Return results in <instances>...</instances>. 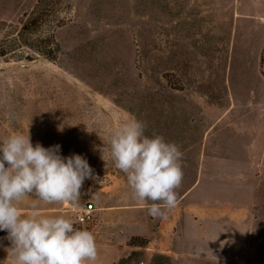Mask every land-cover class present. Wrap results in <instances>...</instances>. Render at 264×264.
<instances>
[{
    "label": "rangeland",
    "instance_id": "obj_1",
    "mask_svg": "<svg viewBox=\"0 0 264 264\" xmlns=\"http://www.w3.org/2000/svg\"><path fill=\"white\" fill-rule=\"evenodd\" d=\"M33 20L37 28L24 32ZM2 50L0 143L21 133L33 146L59 144L62 156L87 159L95 177L81 188L80 202L96 207L85 225L76 224L79 206L34 194L17 204L22 213L35 202L89 230L116 207L110 223L122 229L111 234L129 240L114 264L133 252L140 256L130 264L157 255L171 264H264V0H0ZM132 119L183 153L176 214L151 216L138 231L127 223L134 216L119 223V212L152 202L132 198L109 143ZM207 162L214 191L185 196L201 174L206 182ZM175 215L171 257L131 246Z\"/></svg>",
    "mask_w": 264,
    "mask_h": 264
},
{
    "label": "clouds",
    "instance_id": "obj_2",
    "mask_svg": "<svg viewBox=\"0 0 264 264\" xmlns=\"http://www.w3.org/2000/svg\"><path fill=\"white\" fill-rule=\"evenodd\" d=\"M146 127L132 119L111 130L110 152L126 174L132 198L144 205L151 201L148 214L161 218L178 203L183 153L163 136L145 135ZM93 173L83 156L64 157L59 144L33 146L29 134L14 133L0 143V231L7 232V250L16 264H95L98 247L91 231L76 229L63 216L40 214L35 202L30 214L17 207L30 194L44 204L80 206L81 188L86 179H95Z\"/></svg>",
    "mask_w": 264,
    "mask_h": 264
},
{
    "label": "crops",
    "instance_id": "obj_3",
    "mask_svg": "<svg viewBox=\"0 0 264 264\" xmlns=\"http://www.w3.org/2000/svg\"><path fill=\"white\" fill-rule=\"evenodd\" d=\"M257 153L261 155V152L255 151L256 155ZM208 176H210L209 178H211V181H208ZM205 177L206 182H203V176L201 174V177L197 180L195 185L189 190V192L185 196L192 199H196V197L199 196V193L205 192L206 198H208V194L214 191V185L212 182L213 168H208V162L206 163L205 167ZM114 208L116 207L107 208L104 213H100V215L98 216L99 218L96 219V223L90 225L91 228L89 229V231L94 234L98 247V259L97 261H95V264H114L121 257H123L124 248H128L127 242L129 238L119 237V239H117L111 234L117 228L122 229V227H120L119 225H117L116 227H112L110 223L112 215L116 213ZM170 210L175 212L176 214L177 209L175 207L174 209L172 208ZM39 213L44 216H63L66 219L69 218L63 213L60 214L56 211L51 210H41ZM119 213H122V215L119 216V218L122 219L121 221H119V223H125V217H135H133V219L129 222L126 221L130 224L131 227L129 229L131 230L138 231V228L140 229L141 227H143V225L149 226L154 221L153 219H151V216H149L147 208L142 206H135L129 209H122V211ZM181 216L182 215H175L171 223H167L165 220H161L158 226L157 233H155V235L150 240L146 239L148 240L149 248L155 250L154 252H160L171 257L173 255L172 246H174L175 241L173 234L176 233L175 228ZM6 237L7 234L0 237V264H16L14 257L9 254L7 250L11 247V243L8 239H6ZM160 243H164L165 249H162L159 246ZM88 264H92V262H88Z\"/></svg>",
    "mask_w": 264,
    "mask_h": 264
},
{
    "label": "trees",
    "instance_id": "obj_4",
    "mask_svg": "<svg viewBox=\"0 0 264 264\" xmlns=\"http://www.w3.org/2000/svg\"><path fill=\"white\" fill-rule=\"evenodd\" d=\"M37 23L36 21L28 22L23 26V31H33L34 28H37ZM5 51L2 50L0 53L2 56H5ZM4 234V233H3ZM131 246L134 247H144L148 244V240L135 237L130 241ZM138 256H140V253L138 252H133L129 257L122 259L119 261L118 264H130L131 261L135 260ZM151 264H171L169 262V257L164 256V255H157L155 259H153V262Z\"/></svg>",
    "mask_w": 264,
    "mask_h": 264
},
{
    "label": "built area",
    "instance_id": "obj_5",
    "mask_svg": "<svg viewBox=\"0 0 264 264\" xmlns=\"http://www.w3.org/2000/svg\"><path fill=\"white\" fill-rule=\"evenodd\" d=\"M80 203L81 205L78 208H76V212H77L76 224L82 226L93 221L96 207L91 202H83V203L80 202Z\"/></svg>",
    "mask_w": 264,
    "mask_h": 264
}]
</instances>
